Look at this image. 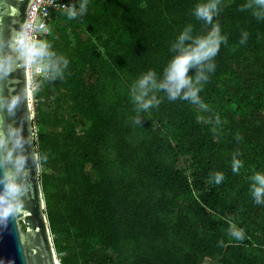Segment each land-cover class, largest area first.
I'll return each mask as SVG.
<instances>
[{
    "label": "trees",
    "instance_id": "trees-1",
    "mask_svg": "<svg viewBox=\"0 0 264 264\" xmlns=\"http://www.w3.org/2000/svg\"><path fill=\"white\" fill-rule=\"evenodd\" d=\"M84 2L69 0L78 13ZM86 2L76 18L53 14L39 59L52 66L34 92L60 264H264V203L251 194V177L264 175V4ZM214 30L218 51L189 67L173 98L161 87L170 61ZM142 92L159 104L139 109Z\"/></svg>",
    "mask_w": 264,
    "mask_h": 264
},
{
    "label": "water",
    "instance_id": "water-1",
    "mask_svg": "<svg viewBox=\"0 0 264 264\" xmlns=\"http://www.w3.org/2000/svg\"><path fill=\"white\" fill-rule=\"evenodd\" d=\"M35 1L0 0V209H12L0 219V264H60L45 212L29 59L23 54Z\"/></svg>",
    "mask_w": 264,
    "mask_h": 264
},
{
    "label": "clouds",
    "instance_id": "clouds-1",
    "mask_svg": "<svg viewBox=\"0 0 264 264\" xmlns=\"http://www.w3.org/2000/svg\"><path fill=\"white\" fill-rule=\"evenodd\" d=\"M261 4H264V0H259ZM66 13L69 18H76L78 15H83L86 11L87 2L85 0L84 3H81L79 6V13L76 11L74 6H64ZM197 16L205 19L208 22H211L212 16L209 11L208 6L198 7L196 10ZM183 39V37H181ZM223 38L211 36L207 39L198 40L197 44L191 50L185 51L183 55H179L174 57L168 66V76L167 81L168 84H162L161 87H167L171 92V96L175 98L180 89L189 84L190 78L187 77V71L189 67L199 64L200 62L213 57L218 51L220 41ZM26 58L31 61L32 59L39 60L42 57L48 56L46 52V45L43 44H31L25 42V51L23 53ZM153 73L151 71L148 72L147 75L143 76L141 79L137 81L138 86L143 89L149 82L152 80ZM207 79V77H205ZM197 89L196 91H198ZM196 91L186 94L191 95L193 97L196 96ZM33 92V91H32ZM35 92V91H34ZM33 92V97H34ZM146 92H142L140 95L135 97V101L138 105L139 109L147 110L153 105L159 104V101H156L155 98L145 99ZM34 135V134H33ZM3 140V133L0 132V141ZM19 143V141H17ZM240 166L239 161L233 162V171H237ZM222 174H217L215 177L216 183H219L222 179ZM255 183L251 185V194L254 198L255 203L260 204L264 203V175L257 173L251 177ZM15 191V189H12ZM12 214V209L10 207H4L0 209V219H6L9 215ZM231 235H233L237 239H243V230H237L235 227L231 230ZM60 261V260H59Z\"/></svg>",
    "mask_w": 264,
    "mask_h": 264
},
{
    "label": "built area",
    "instance_id": "built-area-1",
    "mask_svg": "<svg viewBox=\"0 0 264 264\" xmlns=\"http://www.w3.org/2000/svg\"><path fill=\"white\" fill-rule=\"evenodd\" d=\"M69 0H36L33 7L32 16L27 23L28 43L41 44L46 41V36L50 34L53 23V14L66 12L64 6H69ZM71 6V5H70ZM45 60L29 61V71L31 73V88L36 91L38 79L49 76V71L45 72L42 64Z\"/></svg>",
    "mask_w": 264,
    "mask_h": 264
},
{
    "label": "rangeland",
    "instance_id": "rangeland-1",
    "mask_svg": "<svg viewBox=\"0 0 264 264\" xmlns=\"http://www.w3.org/2000/svg\"><path fill=\"white\" fill-rule=\"evenodd\" d=\"M211 34H212V36H216L217 37V31L216 30H214V31H212L211 32ZM71 40L73 39L72 37L70 38ZM71 42H73V40L71 41ZM41 44H43V45H46V48H47V45H48V43L45 41V42H43V43H41ZM42 66H43V68L45 69V72H46V74H47V72L50 70V68H51V66H52V61L51 60H45L44 62H43V64H42ZM29 76H31V73H30V71H29ZM30 82H31V78H30ZM34 102H35V100H34V97H33V104H34ZM50 110V109H49ZM204 110V112L207 114L208 113V109L206 108V109H203ZM36 128V127H35ZM36 131V130H35ZM53 239H54V237H52V241H53ZM54 244V243H53ZM55 249V248H54ZM55 253H56V257H57V259H59L61 256L56 252V250H55Z\"/></svg>",
    "mask_w": 264,
    "mask_h": 264
}]
</instances>
